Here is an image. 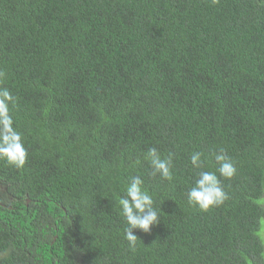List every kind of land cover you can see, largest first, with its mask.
Wrapping results in <instances>:
<instances>
[{"label": "trees", "instance_id": "obj_1", "mask_svg": "<svg viewBox=\"0 0 264 264\" xmlns=\"http://www.w3.org/2000/svg\"><path fill=\"white\" fill-rule=\"evenodd\" d=\"M0 73L28 153L0 160V264H264V0H0ZM220 149L229 199L201 211L187 192ZM135 174L161 213L133 248Z\"/></svg>", "mask_w": 264, "mask_h": 264}, {"label": "clouds", "instance_id": "obj_2", "mask_svg": "<svg viewBox=\"0 0 264 264\" xmlns=\"http://www.w3.org/2000/svg\"><path fill=\"white\" fill-rule=\"evenodd\" d=\"M3 75L0 73V77ZM15 104L16 97L7 88H0V160L15 168H22L28 153L22 134L14 126L11 107ZM173 158L174 154L171 152L164 157L156 147L149 148L145 159L151 168L150 175L153 177L158 175L161 179L170 181ZM189 159L194 169L203 168L204 160L201 153L194 152ZM214 159L218 168L215 171H199L195 184L187 192L188 203L205 212L229 199L221 184V177L230 180L237 172L234 162L223 149L214 153ZM117 203L127 225L124 229L125 239L134 248L139 241L134 230L148 233L160 221V208L154 207L153 195L144 187V179L139 174L128 178L123 195L118 197Z\"/></svg>", "mask_w": 264, "mask_h": 264}, {"label": "rangeland", "instance_id": "obj_3", "mask_svg": "<svg viewBox=\"0 0 264 264\" xmlns=\"http://www.w3.org/2000/svg\"><path fill=\"white\" fill-rule=\"evenodd\" d=\"M259 204H261L264 207V199L261 198L259 201ZM259 239L263 245L264 248V218L260 221V231L258 232ZM263 257H264V251H263Z\"/></svg>", "mask_w": 264, "mask_h": 264}]
</instances>
